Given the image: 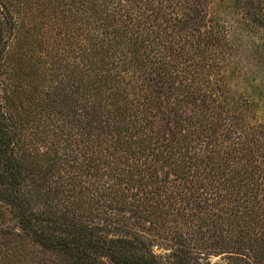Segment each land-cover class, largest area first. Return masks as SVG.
Segmentation results:
<instances>
[{"label":"trees","instance_id":"trees-1","mask_svg":"<svg viewBox=\"0 0 264 264\" xmlns=\"http://www.w3.org/2000/svg\"><path fill=\"white\" fill-rule=\"evenodd\" d=\"M6 214L0 264H264V0H0Z\"/></svg>","mask_w":264,"mask_h":264},{"label":"rangeland","instance_id":"rangeland-1","mask_svg":"<svg viewBox=\"0 0 264 264\" xmlns=\"http://www.w3.org/2000/svg\"><path fill=\"white\" fill-rule=\"evenodd\" d=\"M12 223V220L8 214H6L3 219L0 220V226L3 227L4 225H10ZM212 260H218V256L211 257Z\"/></svg>","mask_w":264,"mask_h":264}]
</instances>
